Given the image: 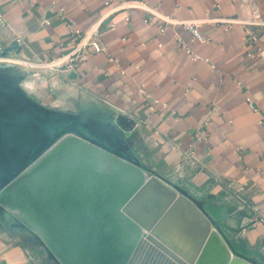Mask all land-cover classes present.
<instances>
[{"label":"crops","instance_id":"1","mask_svg":"<svg viewBox=\"0 0 264 264\" xmlns=\"http://www.w3.org/2000/svg\"><path fill=\"white\" fill-rule=\"evenodd\" d=\"M104 1L0 0V41L17 42L12 52L59 75L65 102L120 148L162 175L177 171L233 196L225 221L237 229L232 250L263 263L264 61L248 56L256 47L243 26L226 31L209 22L244 17L246 9L233 0H140L177 23L161 32L144 22L142 10L102 22ZM258 1L264 19V0ZM68 25L96 32L105 51L79 50ZM253 30L263 44L264 27ZM10 235L0 223V264H33Z\"/></svg>","mask_w":264,"mask_h":264},{"label":"water","instance_id":"2","mask_svg":"<svg viewBox=\"0 0 264 264\" xmlns=\"http://www.w3.org/2000/svg\"><path fill=\"white\" fill-rule=\"evenodd\" d=\"M18 48L17 42L6 46L7 52ZM78 117L96 126V131H88L81 125L93 138L63 133L67 124L42 129L40 140L44 142L46 137L47 142L68 137L3 185L0 204L19 210L30 228L36 225L61 264H126L139 231L122 209L143 188L146 171L136 160V165L129 163L92 141L100 139L117 151L133 154L120 148L117 140L110 141L88 116ZM16 136L20 135L13 138ZM13 138L11 142L18 148V140ZM243 258L247 256L236 254L229 264H249Z\"/></svg>","mask_w":264,"mask_h":264},{"label":"rangeland","instance_id":"3","mask_svg":"<svg viewBox=\"0 0 264 264\" xmlns=\"http://www.w3.org/2000/svg\"><path fill=\"white\" fill-rule=\"evenodd\" d=\"M6 46L7 43L0 41V147L6 145V149L1 148L0 150V171L9 172L11 163L18 166L15 167L18 170L8 177L3 185L15 177L21 168L26 166L24 170L28 169L68 137V135L59 136L52 142H47L46 137L44 142L40 140L43 137L40 133L42 129L49 128V126L57 129L60 123L67 124L63 125L65 127L63 133L67 132L84 138L92 136L84 129L82 130V126L88 131H96V126L91 124L90 120H80L78 117L80 112L76 111L74 103L65 102V91L59 75H52L47 72L48 68L37 65H44L42 61L7 52ZM33 120L38 124L37 126L32 125ZM17 123L19 124L15 126ZM18 134L20 136L13 138ZM11 138L14 142L18 140L17 147L25 151L18 150L15 147L16 143L12 144ZM109 139L112 142L115 141L114 138ZM92 141L103 145L116 155L129 156L133 162L134 160L139 162L149 175L162 178L176 187L181 194L198 205L212 219L214 227L222 234L229 246L235 248L234 233L237 229L225 223L227 216L235 209L233 196L225 195L214 188L211 192L203 186H196L177 171L173 174L170 172L162 175L158 172V168L153 167L154 165L148 160L145 162L139 154L133 153L130 156L128 153L117 151L111 147L112 145H106L100 139L95 138ZM11 144L13 146L9 147L8 145ZM146 156L147 158L152 157L153 154ZM0 223L3 230L26 247L33 264H61L56 254L52 253L47 243L45 244L41 235L29 225L27 226L17 212L2 204H0ZM256 262L264 264L257 260Z\"/></svg>","mask_w":264,"mask_h":264},{"label":"bare ground","instance_id":"4","mask_svg":"<svg viewBox=\"0 0 264 264\" xmlns=\"http://www.w3.org/2000/svg\"><path fill=\"white\" fill-rule=\"evenodd\" d=\"M116 156L135 164L129 156ZM15 167L18 166L11 163L9 172L0 171V186L18 170ZM15 212L25 222V216L19 210ZM122 212L139 231L126 264H229L235 258L211 218L162 178L146 172L143 188L130 198ZM34 226L31 228L44 238L43 232ZM245 260L256 264L248 257Z\"/></svg>","mask_w":264,"mask_h":264},{"label":"built area","instance_id":"5","mask_svg":"<svg viewBox=\"0 0 264 264\" xmlns=\"http://www.w3.org/2000/svg\"><path fill=\"white\" fill-rule=\"evenodd\" d=\"M234 4H241L246 9V15L236 19H216L209 20V22L223 25L225 30L228 31L234 26H243L246 33L248 34L252 43L256 47L254 54H248L250 58L258 57L264 61V43L260 44V36L253 30L254 27H264V19L262 16V10L258 0H233ZM105 13L101 19L104 21H111L112 16L121 12L126 14L125 20H129L131 13L136 10H142L146 12L147 16L144 20L147 24L156 25L161 32H164L169 25H176L177 23L170 16L164 15L150 8L146 2L140 0H105L104 1ZM189 27L198 40L201 39L198 31L194 28L193 24H184ZM68 33L71 39L78 38L80 40V49L87 51L101 53L105 51L101 39L98 37L96 32H83L80 29H75L73 26L68 25ZM77 55L72 56L68 62L67 68L71 71L75 67V60ZM249 102L250 99H247Z\"/></svg>","mask_w":264,"mask_h":264}]
</instances>
